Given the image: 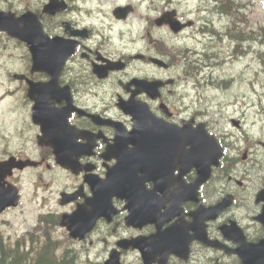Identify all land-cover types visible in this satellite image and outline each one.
Here are the masks:
<instances>
[{
  "label": "flooded vegetation",
  "instance_id": "flooded-vegetation-1",
  "mask_svg": "<svg viewBox=\"0 0 264 264\" xmlns=\"http://www.w3.org/2000/svg\"><path fill=\"white\" fill-rule=\"evenodd\" d=\"M0 1L3 3L0 11L17 10L13 7L16 1L24 2ZM66 1L67 11L43 17L55 24L49 31L64 38L68 37L62 28L64 22H68L69 31L82 29L75 22L63 19L73 9L71 1ZM15 12L21 14L23 10ZM87 31L85 40L74 38L75 52L58 77V87L67 88V96L57 93L45 108L47 113H56V117L41 116V125L36 126L30 120V103L23 98L26 105H16L18 120L24 123L22 132L30 137L22 139L21 149L10 154L18 159H32L37 165L14 171L10 181L16 177L32 178L41 201L44 204L55 201V213L70 214L79 205L91 209L95 195L101 202L109 198L115 214L109 222L105 218L97 219L85 240L89 250L98 251L97 257L102 261L116 252L122 264H144L139 248H124L134 241L139 247L143 243L149 245L147 253L154 257L152 264H242L233 253L237 245L232 243V228L243 234L248 243L264 239V227L260 223L264 210V146L249 143L246 148L236 147L221 138L220 143L230 150L227 154L224 148L219 164L212 167L206 182L197 184L192 168L183 174L179 168L173 170L174 163L169 167L171 173L156 179L171 149L163 148L165 159L161 160L164 157L158 159L155 147L144 146L146 138L132 141L127 135L134 126L143 135H150L158 126L165 129L167 125L182 123L176 120L175 110L180 100L174 91L172 67L169 63L154 67L146 56V48L134 56L118 57L110 51L108 42L92 43L91 31ZM138 55L141 56L136 59ZM204 58L199 66L205 65ZM118 61L124 63L122 70L109 71L101 80L93 75L92 66L104 67ZM133 63L142 69L133 67ZM204 69L211 70L209 66ZM130 70L132 73L127 74ZM24 74L33 81H47L44 75L38 78L42 74ZM132 79L136 81L134 85H130ZM139 80L161 82L158 97ZM119 100L135 103L134 121L133 115L120 109ZM42 131L53 133L54 146L48 140L38 143ZM142 157H147L148 166L135 167L134 178L117 180L116 175L109 178L118 161L121 167L116 169L117 174ZM59 158L65 164H74L73 172L57 163ZM62 200L68 203L62 205ZM133 211L145 214L152 221L133 225L129 220ZM211 215L214 219L206 220ZM200 231L206 234L207 242L216 243L221 249L199 242ZM143 239L146 241L142 242ZM166 251L171 253L162 256Z\"/></svg>",
  "mask_w": 264,
  "mask_h": 264
},
{
  "label": "rangeland",
  "instance_id": "rangeland-1",
  "mask_svg": "<svg viewBox=\"0 0 264 264\" xmlns=\"http://www.w3.org/2000/svg\"><path fill=\"white\" fill-rule=\"evenodd\" d=\"M88 1L90 3L87 2L85 5L87 9H91L92 12L87 18L83 17V13H77L76 16L69 17L78 20L80 24H83V21L92 24L94 28H97L101 24L109 25L111 22L114 23L115 19L110 14L114 6L116 7L119 4L125 3L130 4L133 8L132 13L127 16L126 20L119 23L118 26L114 25V28L121 29L123 32L122 38L125 45L124 53L134 50L135 45L130 44L129 41L138 37L143 26L149 29L153 27L152 34L155 37H163L167 35L166 31L157 30L158 28L151 25V22L153 23V21L159 17L161 12L175 9L179 16L195 20L202 16L200 15L199 7L209 5V0H143V3H141V0ZM240 1L246 5L242 11L245 13V17L249 21L250 27L257 30L260 25L264 26L263 0ZM44 3V0H24V2H22L21 5H18L16 9L21 10L28 5L32 6L33 9H41ZM1 8L3 7H0V9ZM99 8L102 9L100 13L98 12ZM208 15L211 14L208 13ZM214 18V26L218 30L223 31L227 25V20L218 19L217 17ZM46 21L48 22L49 27H52V24L55 25L52 21ZM191 32L192 30H187L179 36H173V42H183L184 37L190 35ZM193 45L194 44H191V46ZM155 46L156 49L161 48L160 44H156ZM222 47L224 53L228 54V51L232 48V43L225 40ZM243 47L250 52L245 57H241L215 69L214 71L216 73L213 74V82L215 80L218 81L214 83V87L209 88L204 85L206 82L202 81L200 83L202 85L199 87V93L206 102L208 113H212L210 115H213L218 110L226 116L244 113L247 123H253L254 127H256L261 124L258 123L259 117L256 115L255 104H258L260 99H262V103L264 104V43L246 42ZM8 50L12 53L11 55L8 54ZM260 52L263 53L261 55V60L258 58V53ZM4 56L13 59L12 72H20V70L24 68V64L22 63L24 52L21 49L14 47L13 44L8 43ZM15 63L16 65H14ZM2 70L3 69H0V72ZM227 78H232L233 84L224 89V85H221L219 80H226ZM0 80L2 81V85H4V81L1 78ZM0 89L3 91V87L0 86ZM2 91H0V93ZM247 104L250 105L249 109H247ZM3 107L4 102L0 105V150L2 145H9L5 142V139H2L3 136L9 137V135L12 134L15 139L18 137V134L16 133V125L18 124L4 120V114L7 116L8 113L3 111ZM214 118L216 119L217 117ZM9 147L13 148L14 146L9 145ZM22 188L23 196L20 200L19 206L0 218V230L4 234L11 235L12 237L21 234L24 235L23 233L33 231L37 217L43 212L38 206V203L30 197V188L26 184ZM44 212H46V209H44ZM61 231L62 230L56 229L57 235L61 233ZM64 242L68 244L67 241ZM70 245L71 244H68V246ZM65 252H67V250L64 248V251L62 252L64 256Z\"/></svg>",
  "mask_w": 264,
  "mask_h": 264
},
{
  "label": "trees",
  "instance_id": "trees-1",
  "mask_svg": "<svg viewBox=\"0 0 264 264\" xmlns=\"http://www.w3.org/2000/svg\"><path fill=\"white\" fill-rule=\"evenodd\" d=\"M201 9L215 14L213 17L227 20V30L224 32L216 31L211 20L205 19L202 23L203 35L209 33L213 39L207 42L204 40L203 43V56L206 57L207 62H212L213 58L220 59L219 54L225 41L224 36L240 41L254 40L258 36L264 35V28H260L258 31L249 29V33H245L241 29V24L245 22V16L241 3L237 0H212L210 7L203 6ZM236 45L239 46V43L236 42ZM236 50L244 53L240 47H236ZM41 220L44 221V227L40 235L28 234L13 243L3 241L4 239H1L0 236V264H76L75 255L71 251L65 248L67 252L64 256L62 249H58V242L64 247H66V242L59 241V237L57 238L53 233V226L57 220L48 215L43 216Z\"/></svg>",
  "mask_w": 264,
  "mask_h": 264
},
{
  "label": "water",
  "instance_id": "water-1",
  "mask_svg": "<svg viewBox=\"0 0 264 264\" xmlns=\"http://www.w3.org/2000/svg\"><path fill=\"white\" fill-rule=\"evenodd\" d=\"M58 6H60L56 0H50V3L45 8V11L52 14L57 11ZM130 11L129 8L117 9L114 15L118 18H125L127 13ZM27 21L24 22L23 28H18L15 25H0V30H6L10 36L19 39L20 41L27 44V47L32 55L33 61V71H46L48 68L50 74L56 76L60 67L62 66L64 58L71 52H66L64 56L58 58L57 48L49 41L47 36L43 35L40 24L33 15L24 17ZM168 24L169 27L177 32L181 27L171 19V15L163 16L158 24ZM56 39L52 40L55 41ZM35 108V106H34ZM50 134V133H48ZM26 163L15 162L14 159H9L6 162L0 163V213L7 207H14L17 205V190L12 186L4 188L2 183L6 175H10V170L13 167L19 169L23 168ZM94 217H90L82 210H78L75 214L69 217V219L64 220L63 226H67L69 235L76 238L79 231L83 230L86 224H89Z\"/></svg>",
  "mask_w": 264,
  "mask_h": 264
},
{
  "label": "bare ground",
  "instance_id": "bare-ground-1",
  "mask_svg": "<svg viewBox=\"0 0 264 264\" xmlns=\"http://www.w3.org/2000/svg\"><path fill=\"white\" fill-rule=\"evenodd\" d=\"M204 61H205V65H201V67L196 71V74H200L202 72L208 71V70L204 69V67H206V66H209V68L211 70H213L215 68L216 63H214V62H207L206 57L204 58Z\"/></svg>",
  "mask_w": 264,
  "mask_h": 264
}]
</instances>
